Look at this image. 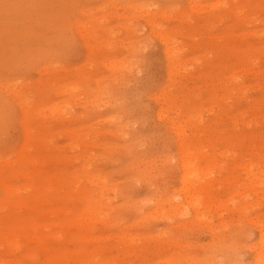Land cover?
<instances>
[{"label":"rangeland","instance_id":"obj_1","mask_svg":"<svg viewBox=\"0 0 264 264\" xmlns=\"http://www.w3.org/2000/svg\"><path fill=\"white\" fill-rule=\"evenodd\" d=\"M260 236L264 0H0V264H255Z\"/></svg>","mask_w":264,"mask_h":264},{"label":"bare ground","instance_id":"obj_2","mask_svg":"<svg viewBox=\"0 0 264 264\" xmlns=\"http://www.w3.org/2000/svg\"><path fill=\"white\" fill-rule=\"evenodd\" d=\"M219 5H220V4H219ZM193 8H194V7H193ZM194 9H195V8H194ZM190 10H191V9H190ZM231 13H232V12H231ZM135 16H136V15H135ZM149 16H150V15H149ZM149 16H147V17H149ZM152 18H153V17H152ZM155 18H156V16H155ZM154 20H155V19H154ZM148 21H150V20H148ZM151 22H152V20H151ZM153 23H154V22H153ZM152 27H153V26H152ZM158 28H159V27H158ZM158 31H159V30H158ZM152 32H154V31H152ZM156 33H157V32H156ZM160 33H161V32H160ZM161 37H162V33H161ZM167 38H168V37H167ZM170 38H171V37H170ZM170 38H169V39H170ZM165 40H166V39H164V43H165ZM167 40H168V39H167ZM166 43H167V42H166ZM172 45H173V43H172ZM169 46H170V45H169ZM170 48L173 49L174 47L172 48V46H170ZM171 49H170V50H171ZM165 50H166V49H165ZM168 51H169V50H168ZM166 53H168V52H165V54H166ZM169 53H170V51H169ZM169 53H168V54H169ZM171 53H172V52H171ZM169 55H170V54H169ZM166 56H167V55H166ZM174 56H175V55H174ZM166 59H167V61H168V60H169V61L171 60V58L169 59V58H167V57H166ZM171 61H172V60H171ZM171 63H172V62H171ZM174 65H175V64H174ZM174 65H170V66H174ZM111 66H112V65H111ZM111 66H109V67H111ZM113 67H114V66H113ZM184 68H185V67H184ZM117 69H118V68H117ZM169 69H170V67H169ZM171 69H172V67H171ZM171 69H170V70H171ZM173 69H175V68H173ZM173 69H172V70H173ZM176 69H177V68H176ZM179 69H180V68H179ZM118 70H119V69H118ZM172 70H171V71H172ZM171 71H169V72L172 74ZM176 71H177V70H176ZM171 74H169V75H171ZM169 79H170V78H169ZM95 84H96V83H95ZM99 90H100V89H99ZM96 91H97V90H96ZM98 93H99V92H98ZM24 102H25V101H24ZM24 105H26V104H24ZM28 106H29V105H28ZM52 106H53V105H52ZM58 106H59V105H58ZM31 108H32V107H31ZM31 108H30V109H31ZM58 108H59V107H58ZM25 110H26V109H25ZM41 110H42V109H41ZM41 110H39V111H41ZM49 110H50V109H49ZM51 110H52V109H51ZM54 110H55V109H54ZM54 110H53V112H54ZM59 110H60V109H59ZM57 111H58V110H57ZM35 112H36V111H35ZM53 112H51V114H53ZM33 113H34V112H33ZM38 113H40V112H38ZM36 114H37V112H36ZM56 114H58V112H57ZM34 115H35V114H34ZM37 115H40V114H37ZM53 115H54V114H53ZM199 115H201V114H199ZM199 115H197V116H199ZM56 116H57V115H56ZM54 118H55V117H54ZM178 124H179V123H178ZM172 125H173V123H172ZM179 125H181V124H179ZM181 126H182V125H181ZM183 126H184V125H183ZM177 127H178V126H176V127L174 126L175 129H177ZM179 131H181V130H180V126H179ZM28 132H30V131H28ZM182 132H183V131H182ZM182 132H181V133L179 132V134L181 135ZM25 133H26V131H25ZM177 133H178V132H177ZM31 134H32V133H31ZM31 134H29V135H31ZM176 135H177V134H176ZM26 136H27V135H26ZM178 137H179V136H178ZM179 138H180V137H179ZM181 138H182V136H181ZM188 146H189V145H188ZM180 147H181V146H180ZM28 148H29V147H28ZM180 149H182V147H181ZM183 150H184V148H183ZM187 150H188V149H187ZM194 151H195V150H194ZM222 151H223V150H222ZM187 154H188V153H187ZM184 159H185V158H184ZM25 160H26V159H25ZM184 162H185V161H184ZM190 162H191V161H190ZM213 165H214V164H213ZM182 166H183L182 168H184V166H186V165H182ZM192 167H193V166H192ZM186 168H187V167H186ZM188 169H189V167H188ZM188 169H187V170H188ZM209 169H210V168H209ZM209 169H208V170H209ZM246 169H247V168H246ZM184 170H185V169H184ZM189 170H190V169H189ZM196 170H197V169H196ZM208 170H207V171H208ZM191 171H192V170H191ZM26 173H27V172H26ZM187 173H188V172H187ZM203 173H204V172H203ZM203 173H202V174H203ZM205 173L207 174L206 171H205ZM209 173H210V172H209ZM19 174H20V173H19ZM21 174H22V173H21ZM189 174H190V173H189ZM246 174H247V173H246ZM248 174H249V173H248ZM250 174H252V173H250ZM257 174H258V173H257ZM184 175H185V174H184ZM199 175H201V174H199ZM253 175H255V174H253ZM253 175H252V176H253ZM189 176H190V175H189ZM207 176H208V175H207ZM252 176H251V177H252ZM184 178H185V176H184ZM191 178H192V177H191ZM197 178H198V176H197ZM205 178H206V177H205ZM209 178H210V177H209ZM246 178H247V176H246ZM252 178H258V177H257V176H254V177H252ZM252 178H251V179H252ZM187 179H188V178H187ZM187 179L185 178V180L188 182ZM239 180H240V179H239ZM249 180H250V178H249ZM180 181H183V180H180ZM186 181H185V182H186ZM91 182H92V181H91ZM93 182H94V181H93ZM100 182H101V181H100ZM189 182H191V181L189 180ZM223 182H224V181H223ZM234 182H235V181H234ZM182 183H184V182H182ZM232 183H233V182H232ZM246 183H247V182H246ZM188 184L190 185V183H188ZM191 185H192V184H191ZM191 185H190V186H191ZM193 185H194V184H193ZM193 185H192V187H193ZM194 186H195V185H194ZM243 186H244V185H243ZM261 186H262V184H261ZM244 188H245V187H244ZM99 191H100V190H99ZM192 191H194V190H192ZM192 191H191V192H192ZM195 191H196V190H195ZM195 191H194V192H195ZM244 191H245V190H244ZM194 192H193V193H194ZM198 193H199V191H198ZM245 193H246V192H245ZM254 193H255V192H254ZM185 194H186V193H185ZM187 194H188V193H187ZM235 194H236V193H235ZM241 194H242V193H241ZM188 195H189V194H188ZM190 195L192 196V193H191ZM193 195H196V194H193ZM198 196H199V195H198ZM187 197H188V196H187ZM193 197H194V196H193ZM196 197H197V196H196ZM232 197H233V196H232ZM242 197H243V196H242ZM190 198H191V197H190ZM188 199H189V198H187V200H188ZM193 199H194V198H193ZM193 199L191 198L190 200L192 201ZM195 200L197 201L198 199H195ZM191 201H190V202H191ZM199 201H200V199H199ZM186 202H187V201H186ZM193 202H194V201H192V203H193ZM205 202H206V201H205ZM197 203H198V202H197ZM201 203H202V202H201ZM194 204H195V202H194L192 205H194ZM202 204H204V203H202ZM210 204L212 205V203H210ZM198 205H199V204H198ZM208 205H209V204H208ZM224 205H225V204H224ZM190 206H191V205H190ZM220 206H221V205H219V207H220ZM213 207H214V206H213ZM215 207H216V206H215ZM223 207H224V206H223ZM172 208H173V207H172ZM172 208H171V209H172ZM224 208H225V207H224ZM207 209H208V208H207ZM205 210H206V209H205ZM180 211H181V210H180ZM200 211H201V209H200ZM245 211H246V210H245ZM89 212H90V211H89ZM204 212H205V211H204ZM211 212H212V210H211ZM174 213H175V212H174ZM99 214H100V213H99ZM246 215H247V214H246ZM195 217H198V216L196 215ZM93 219H94V218H93ZM257 222H258V220H257ZM259 222L261 223V221H259ZM262 222H263V221H262ZM255 224H256V223H255ZM261 224H262V223H261ZM259 226H260V225H259ZM85 227H86V226H85ZM262 229H263V228H262ZM260 230H261V229H260ZM261 233H262V232H261ZM260 235H262V234H260ZM262 237H263V236H262ZM262 237L260 236L261 239L259 240V244H260L261 249H260V247H259V248L257 249L258 251H257V253H256V257L254 256V257H255V261H254L255 264H259V263H260V264H261V263L264 264V263H263V262H264V258H263V261H262V257H263V256H262V248H263V251H264V239H263L264 237H263V238H262ZM259 244H258V245H259ZM259 249H260V250H259ZM171 257H172V256H171ZM254 257H253V259H254ZM169 262H170V261H169ZM186 262H187V261H186ZM191 262H192V261H191ZM193 262H194V261H193ZM84 264H85V263H84Z\"/></svg>","mask_w":264,"mask_h":264}]
</instances>
